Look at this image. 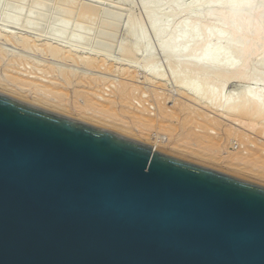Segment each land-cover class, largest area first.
I'll use <instances>...</instances> for the list:
<instances>
[{
	"label": "water",
	"instance_id": "95a60500",
	"mask_svg": "<svg viewBox=\"0 0 264 264\" xmlns=\"http://www.w3.org/2000/svg\"><path fill=\"white\" fill-rule=\"evenodd\" d=\"M0 264H264V186L0 94Z\"/></svg>",
	"mask_w": 264,
	"mask_h": 264
},
{
	"label": "bare ground",
	"instance_id": "6f19581e",
	"mask_svg": "<svg viewBox=\"0 0 264 264\" xmlns=\"http://www.w3.org/2000/svg\"><path fill=\"white\" fill-rule=\"evenodd\" d=\"M138 1L143 8L150 31L155 34L159 43L162 56L167 63L175 65L168 78L154 67H145L138 71L148 81L160 86L170 79L191 99L264 136V0H194L186 7H183L184 0ZM1 2L2 0L0 4ZM23 3L24 0L9 3L1 17L0 36L1 32L5 33L2 36L10 43L16 44L18 35L6 34L9 32L4 31L5 27L20 26L25 30L37 28L49 12L47 9H39L36 2H33L30 10L24 14ZM167 6L176 11L184 9L186 17L178 19L176 16H167L164 13ZM36 8L40 10L38 14ZM42 8H45V5ZM24 16L25 21H22ZM87 25L82 28L77 24L70 25L54 19L44 36L45 42L48 43L41 42L40 50L35 47L38 44L32 46L36 43L32 42L35 40L20 37V43L22 47H27L26 49L31 46L35 47L36 51H43L45 57L49 55L60 61H71L94 70H104L124 78L128 77L136 83L137 71L122 68L126 67L123 62L111 59L101 50L92 48L87 52L88 58L81 59V62L77 59V53L85 50L83 45L89 32V24ZM125 28L127 34L136 40V45L144 47L146 57L151 59L152 49L143 31L136 30L131 23ZM67 35L72 36L70 41L66 39ZM7 51L3 47L0 49V76H3L1 86L11 87L18 93L34 95L41 105L48 104L50 107L63 110L74 106L72 111L78 113L86 115L92 112L90 115L99 119L120 121L127 130L134 127L137 136L148 140L152 145L150 148L154 151L166 149L182 155L219 158L225 165L246 174H257L255 176L264 179V145L254 143L255 145H252L254 147L249 148L246 154L228 151L233 139H239L243 143L247 135L232 127L222 130L225 137L221 136L222 134L218 136L213 130L220 129L222 124L211 119L208 114L196 112L190 105L182 104L175 111H170L166 107L167 97L164 100L163 97L161 100L156 97L157 100H152L155 111L153 114L150 103L146 105L145 101H142L144 105L141 108L136 106L135 100L142 99L141 93L140 95L136 93L139 92V86H135L136 84L133 86L134 83L125 81L118 82L115 79L113 81L109 79L110 84L116 82L115 89H110L109 96L104 98V95L101 99L100 95L105 94L106 86L110 85L107 84L108 81L106 82L107 78L81 75L72 69L55 67L49 63L43 67L33 66V73L31 72L33 77L25 76L20 73V67L25 66L21 63L26 62H20V65L18 60L20 57L22 59V55L17 58ZM40 67L44 71L42 74L45 77L48 75L49 80L45 81L41 77L42 74L36 73ZM177 69L193 70L201 75L202 81L215 78L222 86L236 80H252L253 77V87L238 90L228 97H224L221 91L204 95L202 83L180 79ZM80 99H83V105H80ZM250 138H247L248 142L245 145L252 144ZM225 151L226 156L223 157Z\"/></svg>",
	"mask_w": 264,
	"mask_h": 264
},
{
	"label": "rangeland",
	"instance_id": "374dc122",
	"mask_svg": "<svg viewBox=\"0 0 264 264\" xmlns=\"http://www.w3.org/2000/svg\"><path fill=\"white\" fill-rule=\"evenodd\" d=\"M12 1L14 2L15 0H10V1L2 0L0 4V23H1V17H2L3 12L7 9V6H9V3H13ZM192 1L194 0H184L183 7H186L187 4H189ZM33 2H36V6L39 9H44V10L47 9V11L50 12V13L48 12L47 16L43 18V21L39 24V26L37 28L26 29V30L20 26H10L9 25L7 26V28L5 27L4 31L9 32L6 34L11 33L12 35H18L16 36V40H15L16 44L10 43L4 40L5 38L2 35L5 33L1 32L2 37L0 36V49L2 47L5 50L7 49L8 50L7 52H10L11 56H16L17 58H19L22 55V59L21 57L20 59H18L20 60L19 64L20 62H26V63H21L22 65H25V66L20 67L21 74H24L25 76L30 75L31 77H33V74H32L33 66H35V68L36 66L43 67V65L46 66L47 65L46 63H49L55 67L62 66L68 69H72L74 71H77L81 75H90L93 77L95 76L103 77L104 79L107 78L108 79L106 80V82L108 81L107 84L110 82L109 79L111 81L115 79V81H118V82L125 81L126 83H130V84L134 83V81L128 79V77L124 78L122 76L113 74L111 72L109 73L104 70H94L92 68H89L84 65H80L79 63H75L71 61L70 62L60 61L56 57H51L49 55L45 57L46 54L43 51L42 52L38 50L36 51V48H38L39 50L41 49L40 48L41 42L45 44L48 43L47 41L45 42L46 39L44 36L46 35L45 34L46 31L49 30V26L51 22L53 23L54 19L65 22L70 25L77 24V25H80V27L82 28L87 27L88 26L87 23H88L89 32L87 33L85 37V42L83 45L85 50L80 54L77 53V56H78L77 59H79L81 62V59L88 58L89 56L87 55V52H89L90 49L95 48V49L101 50L102 53L104 52V54L111 57V59L117 62L119 61L123 62L124 65H126V67H122V68H130L132 71H137L138 81L132 84L133 86L136 84L135 86L140 87L139 92H136V93L137 94L139 93L138 95H140L141 93V96H142V99H139L140 101L135 100L137 107L141 108L142 105H144L143 104L144 102L142 103V101H145L146 105L150 103L151 108L153 109L152 113L154 114L155 111H154L153 101L157 100L158 97L160 100L162 97H163L162 100H164L167 97L166 107L170 111H173V110L175 111L178 106L182 104H186V105H190L192 109H194L196 112L199 111V113L201 114L202 113L208 114L210 117H212L211 119H214L218 121V123H221L222 127H220V129L217 128L213 130L214 133L216 134L218 133V136L224 133V131L222 130L233 127L234 129L239 130L245 135H247V138L251 137L250 139L253 142L251 145L247 144L248 146L245 145L248 142L246 141L247 138L245 142L243 143L239 139L238 140L233 139L232 144L229 145L228 151H234L236 153H238L239 151V153L246 154L249 148L254 147L252 146V145H255L254 143L259 144V145L260 144L264 145L263 135H260L257 132H254V130L251 131L249 128L248 129L246 128L247 126L239 124L232 120H229L222 114L212 110L207 105L203 103H198L195 100L191 99L190 97H188V95L180 91L178 89V86L174 82H172L170 79L169 80L167 79L165 83L166 85L164 84L163 86L162 85L160 86L157 83L148 81L145 78V76L140 71H138V70H142L145 67H154L155 69H158V71L161 72L163 75H165L166 78H168L169 74L175 69V65L167 63L164 57L162 56L160 49H159V43L155 37V34L152 31H150L147 18L145 17V14L143 13L144 11L142 10L143 8L141 7V4L139 3L138 0H129V1H126V0H24L23 6H22V12L24 14H27ZM44 5H45V8H42L44 7ZM38 8H36L37 10L36 14H38L40 11L38 10ZM56 10H58L59 13L56 12ZM53 12H56V14ZM164 13L167 16H176L178 19H183L186 17V11L184 9L176 11L170 6H167L164 8ZM50 14L53 16H51ZM25 18L26 17L24 16L22 21H25ZM129 23H131V26H133L136 30L139 29L143 31V34L146 36L151 46V49H152L151 59H148L146 57L144 47L140 45H136V40L131 35L127 34L125 27ZM20 37L21 38L26 37L28 39L35 40V41H32L33 43L36 42L32 44V46L37 45V44L39 46L38 45L35 46L36 48L30 46L28 47L29 49L28 50L26 49L27 47H22L21 45L22 43H20L21 42ZM17 38H19V40H17ZM66 39L70 41L72 39V36L67 35ZM45 44H42V45H45ZM32 48L35 50H33ZM40 52L44 54V56ZM41 67H40V70H41ZM21 68H22V71H21ZM37 69H34V70H37ZM39 71H37L36 73L42 74L44 72L42 70H41L42 72L41 71L39 72ZM177 73L179 75V78L182 80L186 79V80L191 81L192 83H202L204 95H208V93L210 92L217 93L221 91L224 97H228L229 95L237 92L238 90H248L253 87V79H254L253 77H252V80H236V81H232L222 86L221 84L217 83L215 78H208L207 81H202L201 75L197 74L193 70L177 69ZM50 76L51 74L49 75V77ZM41 77H43L45 81L49 80L47 78L48 75L47 77H45V75L42 74ZM1 78H3V76H0V81H1ZM115 83L116 82H114V84ZM114 84L112 83L108 85L109 87L106 86L105 94L100 95L101 99H103L104 95H105L104 98L109 96V94L111 93L110 89L112 90V88H114V86L116 85ZM0 89L5 90V91H0V94L13 98L15 100H18L20 102L22 101L23 103L33 105L35 107L56 113L58 115L70 118L72 120H76L81 123L93 126L95 128L115 133L125 138L145 144L149 147L152 146L151 144H149L148 140L146 139L144 140V138L137 136V130H135L134 127H132V129L127 130L126 128H124V125L120 121H112L110 119H99L97 117L91 116L90 114H92V112H89L90 114L86 113V115L82 113H78L75 110L72 111L73 110L72 108H74V106H71L72 107L71 109L67 108L63 110L61 108H57L59 109L57 110L53 106L50 107V105L48 104H47L48 106L46 104L41 105L42 103L39 102V100L36 99L34 95H31L29 93H18L16 92V90H12L11 87L1 86V85H0ZM141 89L142 91H140ZM155 93H157L158 95ZM111 97H113V95ZM205 97L207 98V96ZM55 100L56 99H54V101ZM70 101H73V100L70 99ZM79 102H80V105H83L84 103L83 99H80ZM221 136L225 137V135L223 134ZM164 150H158V151L164 154L175 156L184 161L191 162L193 164H196V165H199L205 168H209L215 171H220V172L259 184L261 186H264V179L260 177L258 178V176H255L257 174L250 175V174L244 173L243 171L242 172L238 171L239 169H235L234 167L232 168L228 165H225L222 162V160L220 161L219 158L215 159L210 156L202 157V156H197V155H192V154L182 155V154L174 153L173 151H169V150L164 151ZM224 153L225 154H222L223 157L226 156V151Z\"/></svg>",
	"mask_w": 264,
	"mask_h": 264
}]
</instances>
